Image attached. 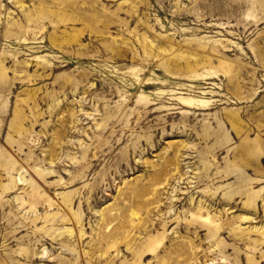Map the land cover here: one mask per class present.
<instances>
[{
  "label": "rangeland",
  "instance_id": "obj_1",
  "mask_svg": "<svg viewBox=\"0 0 264 264\" xmlns=\"http://www.w3.org/2000/svg\"><path fill=\"white\" fill-rule=\"evenodd\" d=\"M0 264H264V0H0Z\"/></svg>",
  "mask_w": 264,
  "mask_h": 264
},
{
  "label": "bare ground",
  "instance_id": "obj_2",
  "mask_svg": "<svg viewBox=\"0 0 264 264\" xmlns=\"http://www.w3.org/2000/svg\"><path fill=\"white\" fill-rule=\"evenodd\" d=\"M110 218V217H109Z\"/></svg>",
  "mask_w": 264,
  "mask_h": 264
}]
</instances>
